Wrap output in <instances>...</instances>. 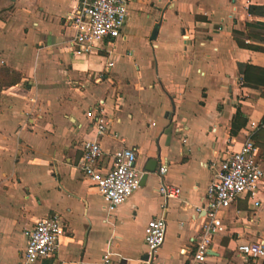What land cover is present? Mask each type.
Here are the masks:
<instances>
[{
  "label": "crops",
  "instance_id": "obj_1",
  "mask_svg": "<svg viewBox=\"0 0 264 264\" xmlns=\"http://www.w3.org/2000/svg\"><path fill=\"white\" fill-rule=\"evenodd\" d=\"M78 2L0 0V69L9 71L1 75L8 83L11 72L19 75L15 84H0V264H20L26 232L53 215L66 237L54 260L34 264H102L107 251L108 264H142L152 218L167 226L152 264H191L189 240L202 224L194 208L218 163L264 115V86L242 85L238 71V64L264 69V51L240 48L232 34L245 33L247 22L264 23L248 14L264 0H128L121 37L84 56L72 53L66 21ZM258 37L246 42L264 48ZM96 106L108 121L99 167L109 169L121 148L136 151L142 176L150 160L158 166L110 214L76 168L78 142L93 138L87 113ZM237 109L246 125L232 136ZM254 142L256 160L264 161V128ZM159 166L166 167L163 181L180 188L178 199L165 202L158 194ZM256 198L257 210L248 196L228 210L210 264H264L237 252L240 238L264 242V195Z\"/></svg>",
  "mask_w": 264,
  "mask_h": 264
},
{
  "label": "built area",
  "instance_id": "obj_2",
  "mask_svg": "<svg viewBox=\"0 0 264 264\" xmlns=\"http://www.w3.org/2000/svg\"><path fill=\"white\" fill-rule=\"evenodd\" d=\"M127 13L128 0H79L77 7L66 18L74 33L70 40L72 53L76 56L89 55L103 41L120 38ZM108 65L111 67L113 64L110 62ZM87 114L92 119L93 138L78 142L81 155L76 168L96 188L104 201V210L110 214L140 188L142 173L136 168L137 154L132 148L116 150L111 158V167L106 171L99 167L104 153L99 138L106 133L108 121L104 118L101 106L90 109ZM262 128L264 124H252V129L247 132L240 148L218 163L213 180L207 186L204 202L194 208L195 215L201 216L202 224L199 233L189 240L193 249L191 264H210L207 257L212 240L215 236L226 233V214L238 199L248 196L255 210L261 207L262 202L256 196L264 195V161L256 160L258 148L254 137ZM204 167L212 169L214 166L205 163ZM165 172L166 167L159 166L157 175L160 186L157 192L167 202L178 199L181 190L163 181ZM166 228L164 218H152L147 222L144 228L147 259L141 261L142 264L153 263L164 243ZM247 228L250 229V226ZM26 236L20 264H34L57 257L66 231L59 217L53 215L36 222L26 232ZM237 252L247 260L258 262L264 258V242L240 238ZM110 255L107 251L102 257V264L109 263Z\"/></svg>",
  "mask_w": 264,
  "mask_h": 264
},
{
  "label": "trees",
  "instance_id": "obj_3",
  "mask_svg": "<svg viewBox=\"0 0 264 264\" xmlns=\"http://www.w3.org/2000/svg\"><path fill=\"white\" fill-rule=\"evenodd\" d=\"M248 14L251 16L258 15L261 17H264V7L262 8H256V7H249L248 8ZM255 31V33L259 34V32H264V23L262 22H247L245 23V33L239 32V31H233V37L237 42V45L240 48L244 49H251L254 51H264V48L257 45L248 44L246 41L248 39H257V34H249V31ZM260 41L264 42V38L261 37ZM238 71L240 73L241 77V83L242 85H245L247 87H250L252 89H256L259 91H262V88L264 86V69H259L253 66H250L249 64H238ZM3 74H9V71L5 68L0 69V84L7 85L11 83H17L19 81V75H15L17 73L11 72L14 76H11L9 83L7 81L3 80ZM7 82V83H6ZM12 85V84H11ZM262 96L264 97V93H262ZM261 124H264V115L261 120ZM246 125V120L242 118V115L239 111V109L236 110V114L233 118L231 129H230V135L235 136L237 133L244 128Z\"/></svg>",
  "mask_w": 264,
  "mask_h": 264
},
{
  "label": "water",
  "instance_id": "obj_4",
  "mask_svg": "<svg viewBox=\"0 0 264 264\" xmlns=\"http://www.w3.org/2000/svg\"><path fill=\"white\" fill-rule=\"evenodd\" d=\"M157 162L155 160H150L147 164V166L145 167V174H143L142 178H141V181H140V186H143L144 183H145V180H146V177H147V174L148 173H154L156 168H157ZM147 259V256L144 255L142 258H141V261H145Z\"/></svg>",
  "mask_w": 264,
  "mask_h": 264
},
{
  "label": "rangeland",
  "instance_id": "obj_5",
  "mask_svg": "<svg viewBox=\"0 0 264 264\" xmlns=\"http://www.w3.org/2000/svg\"><path fill=\"white\" fill-rule=\"evenodd\" d=\"M143 36H139L138 35V38L140 39V38H142ZM140 44V43H139ZM137 46V45H136ZM123 51H121V53H122ZM123 53H125L126 54V52H123Z\"/></svg>",
  "mask_w": 264,
  "mask_h": 264
}]
</instances>
